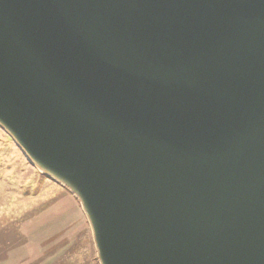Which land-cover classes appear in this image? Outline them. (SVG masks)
Instances as JSON below:
<instances>
[{
  "label": "water",
  "instance_id": "95a60500",
  "mask_svg": "<svg viewBox=\"0 0 264 264\" xmlns=\"http://www.w3.org/2000/svg\"><path fill=\"white\" fill-rule=\"evenodd\" d=\"M0 127L99 264H264V0H0Z\"/></svg>",
  "mask_w": 264,
  "mask_h": 264
},
{
  "label": "rangeland",
  "instance_id": "374dc122",
  "mask_svg": "<svg viewBox=\"0 0 264 264\" xmlns=\"http://www.w3.org/2000/svg\"><path fill=\"white\" fill-rule=\"evenodd\" d=\"M0 264H99L77 198L0 127Z\"/></svg>",
  "mask_w": 264,
  "mask_h": 264
},
{
  "label": "bare ground",
  "instance_id": "6f19581e",
  "mask_svg": "<svg viewBox=\"0 0 264 264\" xmlns=\"http://www.w3.org/2000/svg\"><path fill=\"white\" fill-rule=\"evenodd\" d=\"M36 164H38V166L41 167V168H43V169L45 168L43 165H41V164H39V163H36ZM45 169H46V168H45ZM47 171H49V170H47Z\"/></svg>",
  "mask_w": 264,
  "mask_h": 264
}]
</instances>
